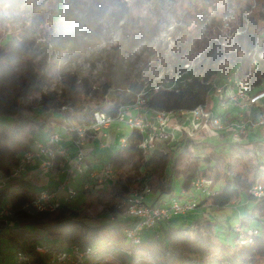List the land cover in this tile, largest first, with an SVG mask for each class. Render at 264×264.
<instances>
[{"label": "trees", "instance_id": "1", "mask_svg": "<svg viewBox=\"0 0 264 264\" xmlns=\"http://www.w3.org/2000/svg\"><path fill=\"white\" fill-rule=\"evenodd\" d=\"M165 1L17 0L21 7H30L33 15L30 26L19 33L15 43L9 40L0 45L1 172L7 174L17 165L19 155L30 151L35 142H45L57 134L63 144L64 136L58 130L62 129L71 144L78 138V130L93 123L95 113L116 117L121 108L138 102L142 114L160 112L180 118L182 135L173 147L143 150V135L131 130L107 163L117 171V179L97 194L82 191L84 201L77 209L62 204L50 214L26 215L18 211L19 207L49 187L39 190L25 181L11 180L0 198L14 210V224L8 229L0 225V240L13 252L34 242L91 247L96 261L102 264H107L106 260L112 264H264V197L254 198L249 193L254 184L264 183L262 127L248 128L239 142L231 141L225 131L208 132L202 139L189 136L191 111L199 107L213 112L217 109L219 100L212 99L209 85L215 77L232 76L248 82L252 92H264V57L258 59L257 67L250 59L255 50L264 52V0H170L174 9L183 8L190 15L198 13L201 6L218 4L235 13L239 26L233 50H227L224 38L210 39L197 58L172 64L168 80L161 83L133 80L123 92L111 93L108 85L98 91L88 77L73 74L60 79L57 59L34 61L32 57L30 34L38 32L44 40L53 33L76 36V10L86 9L89 17L112 20L123 37L133 41L144 33L146 16L156 23ZM142 9H146V16L136 13ZM18 75L20 84L12 89L10 83ZM35 98L38 102L33 104ZM257 110L264 112V99L242 112V119L255 120ZM238 116L232 114L231 121ZM87 141L91 140L84 138ZM84 162L89 168L86 157ZM54 163L58 166L59 159ZM128 165L133 179L123 173ZM198 179L209 181L214 194L201 199L196 209H221L238 200L252 203L238 224L250 242H240L237 226L232 243L224 242L216 222L205 216L188 222V214L179 226L171 225L174 217L162 222L165 226L159 223L145 233L138 243L126 240L123 232L133 221L119 217L125 214L134 193L148 188L156 197L152 204L168 203L170 200L161 197L172 196L173 180L179 181L183 196L188 197ZM94 200L101 206L96 217L89 213ZM37 263L46 264L45 258H38Z\"/></svg>", "mask_w": 264, "mask_h": 264}, {"label": "rangeland", "instance_id": "2", "mask_svg": "<svg viewBox=\"0 0 264 264\" xmlns=\"http://www.w3.org/2000/svg\"><path fill=\"white\" fill-rule=\"evenodd\" d=\"M48 1L53 2V0ZM21 6L17 3V0L0 1V45L9 40L15 43L19 33L30 26L33 10L28 6ZM174 6L173 1H165L160 14L157 16L156 23L146 16V9L136 12L140 16H146V18L143 22L144 33L138 40L133 41L126 40L121 34L119 26L112 20L89 17L86 9L76 10L74 12L76 36L72 38L60 33H53L47 40H44L39 37L38 32L33 35L30 34L32 36V57L34 61L57 59L60 62H57L59 63L57 74L60 79H66L73 74L88 77L98 91H101V87L108 85L111 93H115L125 91L128 84L133 80L142 79L146 83L153 84L167 81L172 64L177 65L197 58L204 49L205 43L210 39L224 38L230 44L229 50L235 48V44L232 45V42L238 31L239 22L234 12L225 10L218 4H210L201 6L198 13L190 15L183 8L174 9ZM154 26L156 27L153 28ZM84 31H86V34ZM20 78L21 76L18 75L11 81L10 87L12 89L19 86ZM224 78L218 76L213 81L212 84L221 89V93L213 92L211 97L215 100L223 98L218 103L225 106L224 111L227 114L222 117V123L227 126L232 118V115H230L231 109L235 107L227 101L231 91L227 88ZM37 102L38 98H35L33 104ZM209 111L206 109L204 114L209 113ZM133 112V110H130L128 113ZM215 112H218V110L216 109ZM219 113H221V109H219ZM261 113L257 110L255 119ZM180 120V118L169 115L164 131L170 137H167V139L154 137L149 141L148 149L163 146L173 147L177 144L182 135ZM202 122L206 124L207 121L203 118ZM198 129L200 128L198 127ZM198 129L193 132L190 131L189 134L191 133L196 139H202L207 135L205 133L214 131L211 128L203 129V131ZM130 131L125 122H112L109 131L106 132L112 141H105L104 139L102 142L103 147L100 146L99 142L92 143L91 147H94L96 152L93 156L95 159L92 165L96 169L89 168L88 173H75L69 185L57 191V200L65 203L67 190L71 188L78 192V196L71 203H65V205L70 209L79 208L80 201H84V194L81 190L82 183L87 180L90 172L98 171L103 164L108 163L109 157L120 147V141L125 140ZM58 132L64 136L63 146L69 148L70 142L62 133V129ZM261 132L264 135V126L261 128ZM35 144L36 142L32 144L31 148ZM88 146L84 145L85 151L86 148H89ZM123 173L131 179L134 177L131 165H128ZM18 180L23 181L22 178ZM55 186L57 184L50 182V187L55 188ZM171 187L173 190L172 196L169 198L163 196L161 200L172 201L189 198L198 203L204 198L190 190L187 194L188 197L180 199L182 196L179 181L173 180ZM154 198L156 197L153 194L147 195L144 199L145 204L151 205ZM251 207V202L238 200L221 209L198 208L189 213L187 221L190 222L194 218L205 216L217 223L221 240L232 243L233 228L238 226L240 218ZM100 211L101 206L94 200L89 208V213L96 217ZM119 218L124 219L125 214L120 215ZM182 218L183 216L175 217L171 221V225H181ZM98 220L104 219L99 218ZM1 263L14 264L13 251L7 247L3 240H0ZM106 263L112 264V261L106 260Z\"/></svg>", "mask_w": 264, "mask_h": 264}, {"label": "built area", "instance_id": "3", "mask_svg": "<svg viewBox=\"0 0 264 264\" xmlns=\"http://www.w3.org/2000/svg\"><path fill=\"white\" fill-rule=\"evenodd\" d=\"M235 37L236 35L234 39ZM233 44L234 40L232 42V45ZM224 46L230 51V44L228 41L224 43ZM262 57H264V52L255 50L251 53L250 59L252 65L257 67L258 59ZM216 78L217 77H215L209 85L212 87L213 92L221 93V89L216 88V86L212 84ZM224 79L227 88L231 91L227 101L235 107L232 108L233 111H231V115L238 113V120L231 121L227 126L224 125L222 123V117H225L227 113L224 111L225 106L219 103L217 105L218 112L209 111V113L204 114L206 109L199 107L189 113L191 124L190 131L193 132L197 130L198 127L200 128L198 129L199 131L209 128L213 129V132L225 131L229 133L231 141L239 142L246 134L248 128L264 126V112L253 121H244L241 114L245 112L246 109H250L252 106L259 104V102L264 99V92H252L248 82L236 79L232 76L225 77ZM222 99L220 98L219 101ZM140 106L141 102H138L132 107H123L116 117H110L101 112L95 113L93 123L87 128L78 130V138L71 143V146L75 150V157L71 164H69V148H65L63 144L60 143V137L57 134H53L45 142L38 143L36 150L20 154L17 165L12 167L7 174L0 171V194L11 180L19 179L29 166L37 164L42 172H47L52 175L63 173L64 180L59 183L56 189L41 190L32 199L22 204L18 211L31 216L54 212L62 205V203L57 200V191L68 186L73 180L75 173L82 174L83 172L88 173L89 171L88 166L84 162L86 157L84 138L90 139L91 141H98L102 147V142L105 138V130H107L114 121L125 122L130 130H136L142 134L143 141L141 143V148L143 150L148 149L149 141L154 137L160 139H167V137H170V135L164 131V126L169 114L160 112L153 115L142 114L139 112ZM219 109H221V113H219ZM130 110L134 112L131 114L128 113ZM203 118L207 121L206 124L202 122ZM200 125H202V127H200ZM189 136L194 138L191 133ZM124 143L125 140L122 139L120 141V146L124 145ZM55 159H59L58 166L54 163ZM116 179L117 174L115 169L110 164H106L100 170L89 173L87 180L82 183L81 190L83 192L97 194ZM94 189L96 191H93ZM191 191L203 197L214 194V191L210 188V182L204 179L194 181ZM249 193L254 198L264 197V183L254 184L250 188ZM150 194V190L144 188L142 191L134 193L128 200L125 217L132 220L133 224L123 232L127 241L138 243L145 233L152 231L159 223L168 221L174 217L189 214L193 212L197 206V202L194 199L172 200L168 203L147 205L144 199ZM77 196V191L68 188L65 203H71ZM14 215L15 212L11 209L10 205L0 198V225L4 229L13 226ZM235 231L241 243L250 242V239L245 238L241 227L237 226ZM13 258L14 264H38V258H45L46 264H102L96 261L95 251L91 247L82 248L78 245H59L54 247L34 242L25 244L22 250L14 251Z\"/></svg>", "mask_w": 264, "mask_h": 264}, {"label": "crops", "instance_id": "4", "mask_svg": "<svg viewBox=\"0 0 264 264\" xmlns=\"http://www.w3.org/2000/svg\"><path fill=\"white\" fill-rule=\"evenodd\" d=\"M231 111H233L231 109ZM231 115V114H230ZM109 131V128L107 130H105V141H112V139H109V136L107 135L106 132ZM95 143V142H98V141H87L85 143V145H89L88 147L89 148H86V158L87 160H89V163L91 164V166H89V168H93V169H96L94 165H92V162L93 160L95 159L94 154L96 153L95 152V149L94 147H91L92 146V143ZM100 143V142H99ZM110 143V142H108ZM37 144H35V146L33 148H31L30 151H34L37 149ZM101 146V145H100ZM103 147V146H102ZM69 164L72 163L74 157H75V150L74 148L71 146H69ZM105 164H103L104 166ZM102 166V167H103ZM48 175V177H47ZM60 175V176H59ZM23 179V181L27 182L28 184H30L31 186L33 187H36L37 189L41 190V189H44V188H47L49 187V189H56L58 186H59V183L64 179V174L63 173H60L58 175H52L50 173H47V172H42L39 168H38V165L37 164H34L32 166H29L26 171L21 175V177ZM50 182L54 183V184H57V186H55V188L53 187H50ZM181 198L180 199H184L186 197L183 196L182 192H181ZM193 198V197H191ZM187 199V198H186ZM189 199V198H188ZM155 200V198H154ZM62 203V202H61ZM81 201H80V205H81ZM63 204V203H62ZM189 215V214H188ZM186 215V217L188 216ZM172 221V220H171ZM161 226H165V223H162Z\"/></svg>", "mask_w": 264, "mask_h": 264}]
</instances>
